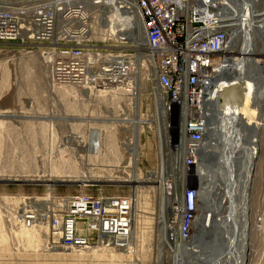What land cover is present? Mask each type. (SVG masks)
Masks as SVG:
<instances>
[{
  "label": "built area",
  "instance_id": "obj_1",
  "mask_svg": "<svg viewBox=\"0 0 264 264\" xmlns=\"http://www.w3.org/2000/svg\"><path fill=\"white\" fill-rule=\"evenodd\" d=\"M221 10L225 14L209 0H0V46L39 52L53 84L120 92L134 81L140 49L142 81L152 74L162 118L168 124L174 116L184 137L176 147L183 155L181 176L169 180L175 191L162 231L176 246L191 240L199 203L184 176L201 154L203 111L210 104L204 97L217 77H230V25ZM136 23L140 43L132 36ZM21 205L11 209L8 222L44 228L64 250H120L130 242L129 197L95 195L83 186L73 194L25 198Z\"/></svg>",
  "mask_w": 264,
  "mask_h": 264
},
{
  "label": "rangeland",
  "instance_id": "obj_2",
  "mask_svg": "<svg viewBox=\"0 0 264 264\" xmlns=\"http://www.w3.org/2000/svg\"><path fill=\"white\" fill-rule=\"evenodd\" d=\"M243 38L235 33L230 40L233 44L229 43V47L233 46L228 50L229 57L239 59ZM38 54L37 51L29 54L16 47L0 46V114L17 117L0 119V264H157L156 235L160 232L155 131L152 127H139L140 183L136 189L132 190L130 184H118L115 181L128 180L131 174L130 156L126 151L131 127L108 120H126L136 115L131 96L123 90L98 94L93 90L53 84ZM152 79L151 74L148 81L140 80L139 83L138 115L144 119H153L155 115ZM18 119L23 121L13 122ZM163 120L159 117L157 122L162 124ZM167 122V160L170 163L172 156H176L173 167L179 177L183 157L176 148L182 141L180 125L174 116ZM251 129L246 126L247 137L256 133ZM261 132L257 134V160L251 159L254 175L249 191V252L245 264H264V131ZM68 134L74 137L64 144L66 141L62 138ZM195 166L187 171L184 181L187 187L197 184ZM168 172L170 170H166ZM31 180L80 181L86 185L63 182L47 186L22 182ZM83 186L95 195L128 197L134 191L136 210L130 250H124L125 253L107 247H100L99 252L64 250L52 244L51 235L44 228L33 227L26 235L23 228L8 222L9 214H13L11 209L20 208L25 198L41 200L73 194ZM25 204L29 205L27 201ZM163 253L161 264H171L170 254L166 250Z\"/></svg>",
  "mask_w": 264,
  "mask_h": 264
},
{
  "label": "bare ground",
  "instance_id": "obj_3",
  "mask_svg": "<svg viewBox=\"0 0 264 264\" xmlns=\"http://www.w3.org/2000/svg\"><path fill=\"white\" fill-rule=\"evenodd\" d=\"M209 1L215 3L216 9L220 8V6L225 8V14L224 12L222 13V10L221 13L228 18V23L230 25L229 39H234V35L237 33L241 35L242 38L244 37L243 39L245 41L244 44L241 45L239 51L240 57L238 58L240 61L233 60V57H229V79L217 77L216 82L204 97V99L209 101L210 104H208L203 111L206 132L203 137L200 157L203 159L204 156L210 152V154H215L216 159L219 161V163L216 161L218 168V171H216L219 172L216 176L219 174L221 180L219 179L217 181L215 192H213L214 197L218 199V205H213L214 208L211 210V206L208 205L209 203L206 204V197L203 194L206 190L198 196L199 203L195 215V221L192 226L191 240L189 243L182 245L181 248L178 249V246L174 245V243L166 242L162 237V231L166 226V220L169 214L167 206L169 205L175 191L172 182L169 183V178H173L176 175L173 167L176 162V156L173 155L171 162H168L167 152L169 149L165 145V128H168V124L165 123L164 120L162 121V124L161 122H157L158 118L162 117V113L159 96L157 95L155 88L152 89L155 102V115L153 119L150 117L144 119L138 115L140 97L139 83L140 80H142L141 77L139 79V69L140 63L143 60L140 49L138 50L137 61L133 70L134 81L130 86H124L120 89L128 96H131L136 115H133V118L126 120H108V122L129 125L131 127V136L126 147V151L130 156L129 167L131 169V174L128 180H119L115 182L118 184H130L132 185V190H135L137 184L140 183L138 147L141 130L139 127L142 126L141 129L143 126L152 127L155 131L158 140L157 158L159 172L157 177L158 181L156 183L159 188L157 214L160 232V235H156L158 239L157 264H161L164 256L163 251L165 250L170 254L171 264H245L249 252V191L254 175L251 159L255 158L257 160L259 152V138L257 134L261 127L262 129L264 127V120L262 119L264 112V0ZM119 16H121V14H119ZM118 30L121 29L118 28ZM132 36L138 43L141 42L142 31L139 23H136ZM231 42L232 41L229 43L232 45L233 43ZM231 47L233 46H230L228 50L231 49ZM258 56H261L263 60L258 59ZM77 88L87 89L88 87ZM90 91H92V89ZM93 91L98 94H103L101 92L112 93L115 90L104 89ZM6 114H0V119L17 118L16 115L6 116ZM18 121H23V119H18L13 122ZM246 126L256 131L253 137L246 136ZM72 137H74V135L68 134L62 138V140L66 141L64 144H66L67 141L72 140ZM76 137L81 139L79 136ZM180 143H184V137H182ZM166 170H170V173H166ZM204 170L203 163L202 165L197 163L193 172L196 175H199V173H203ZM186 174L187 173H185L184 176L185 179L187 178ZM22 182H39L44 183L47 186L63 182H73L79 183L80 185H86L80 183V181L54 182L51 180H31ZM169 184L172 193L169 191ZM169 193L171 194V197L167 196ZM133 195L135 196V193L134 191H131V196H128L132 208L131 234L134 230L133 224L136 210ZM222 198L226 201V205L224 204V206H228V209L223 210L224 212L220 210V202ZM23 230L25 234L28 235V231L32 229L23 228ZM206 230H209L210 242H214V244L217 245L215 246L217 249L215 257L210 255L211 249H203L204 251H201V248L199 249L198 247H195L192 243L193 235L197 234L199 231L202 235ZM220 241L224 243L225 247L224 249L218 250L220 249L218 247ZM100 250L101 248H95L91 252H99ZM124 250H130V242H128V246L125 249L117 251L125 253Z\"/></svg>",
  "mask_w": 264,
  "mask_h": 264
},
{
  "label": "flooded vegetation",
  "instance_id": "obj_4",
  "mask_svg": "<svg viewBox=\"0 0 264 264\" xmlns=\"http://www.w3.org/2000/svg\"><path fill=\"white\" fill-rule=\"evenodd\" d=\"M206 156V157H205ZM204 158H205V161H206V168H207V171L204 170L203 173H199V175H197L198 179H197V184L198 182L200 183V186L203 187L204 185H208L209 187L207 188L206 192L203 194L205 195L206 197V204L210 205L211 206V210H213L214 206L218 205V199L216 197H214V194L213 192H215V185L217 184V181L221 178H219V174L216 176L217 172L218 171V168H217V163H219V161L216 159V155L215 154H210V152L205 155ZM216 161H218L216 163ZM204 166V165H203ZM209 166V167H208ZM216 166V167H215ZM217 168V169H215ZM217 170V171H216ZM201 174V175H200ZM214 174V175H213ZM210 175V176H209ZM206 176V177H205ZM209 178H208V177ZM213 177V178H212ZM218 177V178H217ZM228 178V177H227ZM217 179V180H216ZM208 180V181H207ZM228 180V179H227ZM220 182V181H219ZM207 195V196H206ZM210 198V200H209ZM210 201V202H209ZM212 201V202H211ZM217 201V202H216ZM223 202V203H222ZM225 200L224 198H222L221 200V207H220V210L223 211L224 209H228V206H224L225 204ZM216 203V204H215ZM214 205V206H213ZM226 205V204H225ZM224 212V211H223ZM222 212V213H223Z\"/></svg>",
  "mask_w": 264,
  "mask_h": 264
},
{
  "label": "water",
  "instance_id": "obj_5",
  "mask_svg": "<svg viewBox=\"0 0 264 264\" xmlns=\"http://www.w3.org/2000/svg\"><path fill=\"white\" fill-rule=\"evenodd\" d=\"M197 163H200V165H202V163H203L205 171H207L205 158L201 159V157L199 155V159H198ZM208 187H209L208 185H204L203 187H201L200 183L198 182V184L195 185V189H196V191L198 193V196L203 191L207 190ZM202 235L200 234V231L197 234L193 235V239H192L193 245L195 247H198L199 249L201 248L200 249L201 251H204L205 249L206 250H210L211 249L210 255H213L215 257L216 252H217V249H216L215 246H217V245H215L214 242H210V240H209L210 239L209 230H206ZM218 247L220 248L218 250H221V249H224L225 245H224L223 242L220 241Z\"/></svg>",
  "mask_w": 264,
  "mask_h": 264
},
{
  "label": "crops",
  "instance_id": "obj_6",
  "mask_svg": "<svg viewBox=\"0 0 264 264\" xmlns=\"http://www.w3.org/2000/svg\"><path fill=\"white\" fill-rule=\"evenodd\" d=\"M263 119H264V117H263ZM260 131H262L261 133H263L264 129L262 130V127H261Z\"/></svg>",
  "mask_w": 264,
  "mask_h": 264
}]
</instances>
